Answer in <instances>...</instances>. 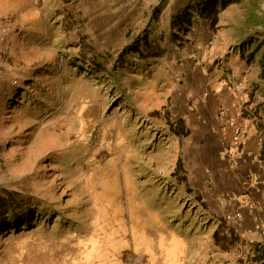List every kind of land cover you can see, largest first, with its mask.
<instances>
[{"label":"rangeland","instance_id":"1","mask_svg":"<svg viewBox=\"0 0 264 264\" xmlns=\"http://www.w3.org/2000/svg\"><path fill=\"white\" fill-rule=\"evenodd\" d=\"M186 1L0 0V190L19 195L0 264H257L264 0L217 7L176 41ZM145 34L163 58L88 64ZM222 108L246 135L231 157L211 128ZM163 110L190 123L184 142L149 119Z\"/></svg>","mask_w":264,"mask_h":264},{"label":"trees","instance_id":"2","mask_svg":"<svg viewBox=\"0 0 264 264\" xmlns=\"http://www.w3.org/2000/svg\"><path fill=\"white\" fill-rule=\"evenodd\" d=\"M241 1L242 0H196L195 2L196 6H190L188 7L187 11L175 15V17L172 20V28H173L172 35L176 38V41L183 40L184 37H187V34L191 29L190 26L194 24L195 21L214 15L217 12L218 9L217 7H220L223 10L230 5L239 4ZM157 17L158 16H155L153 18V22L158 21ZM175 31H177L176 32L177 34H175ZM150 36L151 34H145L142 38L138 37L135 41L131 42L128 45L129 48H126L121 54L120 60L115 58L112 60H107L106 58L105 60L108 62V64H105L104 62L98 59H92L88 61V64L91 65L90 67H92L96 71H99L101 73L113 74L115 71L114 68L116 67L117 63L118 62L121 63L124 60L123 57L126 56L128 52L138 54L141 60H146L148 58H154V59L163 58L164 55H166V52L158 48H151L152 40L150 39ZM149 45L151 46L149 47ZM262 45H263L262 43L259 44L254 49V51L247 56V60L249 59L254 60L256 58V55L262 48ZM240 50L241 53L244 54L243 49L241 48ZM146 53L148 54L146 55ZM259 64L261 67L260 78L264 81V55H262V57L260 58ZM110 66L112 67V69H109ZM149 119L152 121L157 120L158 122L159 121L165 122V124L169 128L168 136L174 137L180 143L190 136V132L186 129L185 121L183 119L172 121L171 117L169 116L166 110L151 112ZM261 156L263 157L264 160V148L262 149ZM183 167H184L183 160L179 158L177 160L176 170L173 174L177 172H182ZM186 191H190L189 195L194 196V192L192 190L186 189ZM18 197L19 195L15 193H10L7 190H0V231L3 229V227H8L9 225H15L16 221L18 220V216L15 210L13 209L14 207L13 203H16L18 201ZM199 203H202L204 207H206L204 202H199ZM204 209L205 212H208L207 208ZM9 218L11 219L13 218V220L9 222L8 220ZM255 252H256V256H255L256 263L264 264V247L261 248L256 247Z\"/></svg>","mask_w":264,"mask_h":264},{"label":"built area","instance_id":"3","mask_svg":"<svg viewBox=\"0 0 264 264\" xmlns=\"http://www.w3.org/2000/svg\"><path fill=\"white\" fill-rule=\"evenodd\" d=\"M202 101L204 102L205 99H202ZM227 114H228V109L222 108L216 117V122L218 125V133H220V135L224 138L223 140L225 141V143L227 141L229 144V147L227 146L225 153L228 157H231L232 155H234L233 152L234 147L236 148L244 147L246 141V135L243 128L240 125L233 124L228 121V119L226 118ZM227 138L229 139V141ZM258 146L261 148L262 142H260ZM221 201L223 204H228L229 202L233 201V198L226 197L223 198ZM242 217L243 216L241 213H237L234 215L233 220L238 222L242 220ZM258 229L263 230L264 229L263 225H260Z\"/></svg>","mask_w":264,"mask_h":264},{"label":"crops","instance_id":"4","mask_svg":"<svg viewBox=\"0 0 264 264\" xmlns=\"http://www.w3.org/2000/svg\"><path fill=\"white\" fill-rule=\"evenodd\" d=\"M186 2H190V0H187ZM189 4V3H188ZM188 4L186 3V5L185 6H183V7H179V8H174V9H171L172 10V15H177V14H179V13H182V12H185V11H187L188 9H187V6H188ZM191 6H196L195 5V3H192L191 4ZM197 23H199V22H197ZM2 61V59H0V62ZM0 69H2L1 68V66H0ZM2 82H4L3 80H0V88L2 87V86H4V84H2ZM1 104V103H0ZM178 119H183L184 121H185V124H186V129L190 132V136H191V132H192V128L189 126V122H188V120H186V118L183 116V117H179ZM178 119H176V120H178ZM200 125V124H199ZM201 125H205L204 123L203 124H201ZM198 127H200V126H198ZM212 128V131H213V133L214 134H216L218 137H220V140H221V142H224L223 141V137L220 135V133H218V125H217V122L215 121V124L213 125V127H211ZM228 139V138H227ZM227 139H225V140H227ZM185 141V140H184ZM183 141V142H184ZM228 141H229V139H228ZM244 148V147H243ZM223 155V154H222ZM235 222V221H234ZM260 225H262V223H260L258 226H257V228L260 226ZM260 241V240H259ZM264 244V243H263ZM256 247H258V248H261V247H264V245H262V244H259L258 242H256V243H254L253 244V248L255 249Z\"/></svg>","mask_w":264,"mask_h":264}]
</instances>
